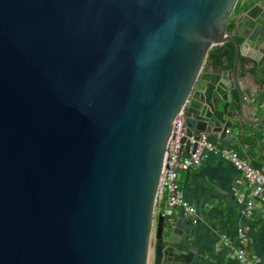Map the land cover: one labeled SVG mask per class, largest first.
Listing matches in <instances>:
<instances>
[{"label": "water", "instance_id": "1", "mask_svg": "<svg viewBox=\"0 0 264 264\" xmlns=\"http://www.w3.org/2000/svg\"><path fill=\"white\" fill-rule=\"evenodd\" d=\"M236 3L0 0V264H192L157 185L179 111L187 137L244 131Z\"/></svg>", "mask_w": 264, "mask_h": 264}, {"label": "crops", "instance_id": "2", "mask_svg": "<svg viewBox=\"0 0 264 264\" xmlns=\"http://www.w3.org/2000/svg\"><path fill=\"white\" fill-rule=\"evenodd\" d=\"M215 69H225V61ZM235 73L244 89V131L239 134L235 131L224 139L210 135L208 139L215 150L207 153L198 167L178 173V183L187 202L195 208L196 217L186 219L177 210L173 225L168 227L182 243V256L192 264H240L233 250L240 239V230L246 239L247 256L264 264V192L252 198L240 172L222 154L235 152L252 167L264 171V87L260 89L253 84H260L263 75ZM249 200L254 207L247 214ZM162 210V205H157L155 215ZM222 236L227 237L228 244Z\"/></svg>", "mask_w": 264, "mask_h": 264}, {"label": "built area", "instance_id": "3", "mask_svg": "<svg viewBox=\"0 0 264 264\" xmlns=\"http://www.w3.org/2000/svg\"><path fill=\"white\" fill-rule=\"evenodd\" d=\"M187 143L189 149L185 153L184 147ZM214 150L215 145L204 135L199 136L197 139L186 136L184 112L182 110L179 111L172 122V129L166 144L155 197V207L162 205L163 210L161 213L167 226L173 225L177 210L186 219H194L196 217L195 208L187 202L184 191L178 183V173L198 167L207 153H211ZM222 154L240 172L242 178L251 189V197H259L264 192V171L252 167L235 152L225 151ZM241 198L244 199L242 196ZM253 207L254 203L252 200L246 202L247 214L251 213ZM238 236L240 239L233 249L237 261L240 264H262L259 260L247 256L245 249L246 239L242 230L239 231ZM222 238L228 244L227 237L222 236Z\"/></svg>", "mask_w": 264, "mask_h": 264}, {"label": "flooded vegetation", "instance_id": "4", "mask_svg": "<svg viewBox=\"0 0 264 264\" xmlns=\"http://www.w3.org/2000/svg\"><path fill=\"white\" fill-rule=\"evenodd\" d=\"M263 6L264 0H237L225 28L226 35L232 37L239 48H242L241 53L243 55L238 56L237 64L234 68L235 72L245 71L249 74L250 72H253L252 74L259 73L263 75V81L260 84L258 81V83H253L260 89H263L264 87V32L262 33L260 26H256L257 40H260L261 43H253L254 46H251V41H249V37L251 36L249 21H251L250 16H260L262 14L261 9H263ZM241 37H245V39H242ZM222 47H225V56L223 59V61H225V69L233 70L232 63L230 64V58L233 62L235 55L234 45L230 41H226L224 45L213 47L212 49L216 48L221 50ZM245 56L255 57L257 60L253 62L247 60ZM217 66L218 65L214 64L213 60L209 59L208 54L204 66L205 71H208L211 67H214L215 69Z\"/></svg>", "mask_w": 264, "mask_h": 264}, {"label": "trees", "instance_id": "5", "mask_svg": "<svg viewBox=\"0 0 264 264\" xmlns=\"http://www.w3.org/2000/svg\"><path fill=\"white\" fill-rule=\"evenodd\" d=\"M225 56V47L220 50V49H212L211 52L209 53V59L213 60L214 64L220 65L223 62ZM232 63L231 58H230V64ZM253 73V72H252Z\"/></svg>", "mask_w": 264, "mask_h": 264}, {"label": "rangeland", "instance_id": "6", "mask_svg": "<svg viewBox=\"0 0 264 264\" xmlns=\"http://www.w3.org/2000/svg\"><path fill=\"white\" fill-rule=\"evenodd\" d=\"M154 219H156V215L154 216ZM153 231H154V226H153ZM152 244H153V241H152Z\"/></svg>", "mask_w": 264, "mask_h": 264}]
</instances>
